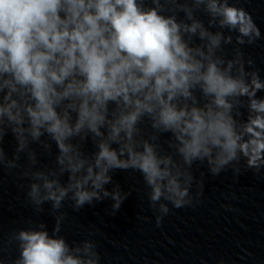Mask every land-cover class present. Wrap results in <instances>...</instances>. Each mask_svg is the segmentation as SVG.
Masks as SVG:
<instances>
[{
  "label": "clouds",
  "instance_id": "9594fccd",
  "mask_svg": "<svg viewBox=\"0 0 264 264\" xmlns=\"http://www.w3.org/2000/svg\"><path fill=\"white\" fill-rule=\"evenodd\" d=\"M259 39L236 0H0V169L22 168L27 202L55 214L51 232L31 220L13 231L18 255L0 247V264H100L94 241L60 235V210L110 198L115 215L130 194L116 170L140 174L157 226L169 203L200 202L194 164L261 175L264 79L242 50ZM33 144L50 155L55 145L54 166Z\"/></svg>",
  "mask_w": 264,
  "mask_h": 264
}]
</instances>
